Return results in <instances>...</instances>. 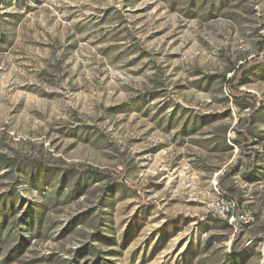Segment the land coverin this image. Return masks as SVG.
<instances>
[{"label":"rangeland","instance_id":"obj_1","mask_svg":"<svg viewBox=\"0 0 264 264\" xmlns=\"http://www.w3.org/2000/svg\"><path fill=\"white\" fill-rule=\"evenodd\" d=\"M261 42L264 0H0V264H264Z\"/></svg>","mask_w":264,"mask_h":264},{"label":"trees","instance_id":"obj_2","mask_svg":"<svg viewBox=\"0 0 264 264\" xmlns=\"http://www.w3.org/2000/svg\"><path fill=\"white\" fill-rule=\"evenodd\" d=\"M261 50L264 51V42H261ZM260 65V63H253V61L248 62L246 66H242L241 69L237 70V75L236 77L232 78V79H228L226 81V84L230 90V92L232 93V95L234 97H237L238 92H236V79L237 80H243L244 78H246L247 74L250 72V69ZM250 97L255 98V96H253L252 94H248ZM257 109L254 110V112ZM248 129H246L247 131ZM245 141L248 142V139L245 138ZM246 142H240V146L242 149H245V146H247ZM250 142V141H249ZM248 155L251 156V158L254 160L257 159V154L254 153L252 150H248ZM4 161H7L8 164H11L12 161H16L15 159H10L5 157L4 159H1ZM17 162V161H16ZM22 167H20V169L22 171H24V167L28 166V164H30L28 161H24L22 163ZM29 176V174H28ZM103 177L100 175L99 172L95 171V170H88L85 172V174L83 176H80L78 181H77V185L76 188L78 189L79 185L84 181V184L87 185L88 181L90 180H94V181H100ZM77 191V190H76ZM15 195L14 194H2L0 196V242L2 243L1 249L4 250V248L7 246L8 243H10L12 240H14L15 235H13L15 233V229L18 228L19 226L14 225L13 223H9L8 220H10L11 217V211L14 210V206L16 203V199H15ZM41 211L37 208L34 207H30L27 209L24 217L21 220H25L28 226V232L32 233L35 232V234H39V232L41 231V226H42V215H41ZM105 227L102 229V231H98L97 233H95L96 236V241L101 242L102 244H107L109 242H113L111 241L112 239L109 237L108 233V228L109 225L106 224L104 225ZM20 242L17 244L16 247L12 248L9 253L5 252L2 253L1 255H4L6 257H8L7 259L10 258H14L16 256H18L20 254V252H22L23 250V239H25L24 237H22V235L20 236ZM26 240V239H25ZM82 252H86V253H90L91 255L94 256V261L93 264H107L108 260L105 256H103V252L100 251L98 249V247L96 245H90V246H85L83 248ZM233 253H237L236 249L232 250ZM228 258H230V260H234L233 258H231L230 256H228ZM2 263V262H1Z\"/></svg>","mask_w":264,"mask_h":264},{"label":"built area","instance_id":"obj_3","mask_svg":"<svg viewBox=\"0 0 264 264\" xmlns=\"http://www.w3.org/2000/svg\"><path fill=\"white\" fill-rule=\"evenodd\" d=\"M233 209V203L229 199H221L215 207V213L230 215Z\"/></svg>","mask_w":264,"mask_h":264},{"label":"bare ground","instance_id":"obj_4","mask_svg":"<svg viewBox=\"0 0 264 264\" xmlns=\"http://www.w3.org/2000/svg\"><path fill=\"white\" fill-rule=\"evenodd\" d=\"M222 199H224V197L222 198ZM219 203V202H218ZM217 203V204H218ZM215 209V208H214ZM220 218H226L228 215H226V214H220V213H216ZM229 220H232L231 218L229 219Z\"/></svg>","mask_w":264,"mask_h":264}]
</instances>
